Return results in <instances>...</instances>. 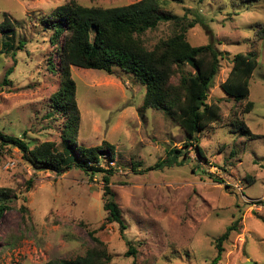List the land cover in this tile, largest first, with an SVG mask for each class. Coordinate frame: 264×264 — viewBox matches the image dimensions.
<instances>
[{
    "label": "rangeland",
    "instance_id": "1",
    "mask_svg": "<svg viewBox=\"0 0 264 264\" xmlns=\"http://www.w3.org/2000/svg\"><path fill=\"white\" fill-rule=\"evenodd\" d=\"M139 1L0 0V23L7 18L13 25V34L0 35V85L12 70L0 86V131L23 137L30 148L51 142L55 152L72 157V166L56 174L33 169L14 147L0 149V189L10 190L0 217V264L73 260L97 247L93 238L105 247L106 264H211L214 240L236 220L218 264H264V39L255 36L264 27V0L170 2L164 10L181 20L141 37L151 50L192 24L186 41L192 47L210 43L219 52L206 103L220 107V120L196 134L203 159L193 147L184 154L189 139L164 111L143 108L145 88L133 75L116 67L111 74L71 68L80 119L76 147H114L112 158L101 152L98 168L113 173L109 186L123 235L118 224L106 222L105 174L74 166L78 151L61 140L64 119L48 115L60 79L50 64L57 66L58 52L41 20L68 2L106 9ZM3 42L13 50L5 53ZM249 52L258 65L240 104L219 85L233 56ZM182 70L193 73L189 66ZM249 102L252 110L243 114ZM242 124L251 136L241 132ZM127 243L134 256L125 255Z\"/></svg>",
    "mask_w": 264,
    "mask_h": 264
},
{
    "label": "trees",
    "instance_id": "2",
    "mask_svg": "<svg viewBox=\"0 0 264 264\" xmlns=\"http://www.w3.org/2000/svg\"><path fill=\"white\" fill-rule=\"evenodd\" d=\"M182 0H140L123 7L97 8L82 7L74 2L55 8L49 16L41 20L45 30L51 31L49 39L56 46L57 66L52 62V71H57L60 79L57 91L50 98L49 116L60 115L65 121L61 140L68 147H76V135L79 126V112L76 104V86L71 77V68L104 71L111 74L112 68L131 74L144 86V109L162 110L185 134L189 142L183 144L185 155L191 147L203 159L201 148L197 144L196 134L220 120V107L206 103L209 91L220 69V55L207 44L192 47L186 41V31L192 28L189 24L181 32L174 34L166 41L149 50L141 37L154 30L161 23H178L181 19L164 10L168 3H180ZM261 1V0H240ZM6 18V17H5ZM6 19L0 23V35L13 34L12 26ZM256 38L264 39V27L255 33ZM22 47V42H19ZM5 53L13 50L9 42H3ZM15 54L12 53V57ZM258 65L254 53H238L231 60V68L226 79L219 85L222 93L237 103H243L249 96L248 83ZM189 66L193 73H184L182 68ZM12 73L9 69L1 87L7 85V77ZM179 73L177 83L172 78ZM252 103L243 109V114L252 110ZM51 114V115H50ZM241 132L251 136L245 126L240 125ZM256 137V136H252ZM195 143V145H194ZM18 149L23 158L35 170H47L59 173L72 166L67 150L55 152L51 142H45L33 148L29 147L23 137H13L0 131V149L2 147ZM71 148V149H72ZM188 149V151H187ZM79 158L77 164L91 173L103 172V210L107 213L106 222L116 223L123 235L125 226L121 212L110 189L112 172L100 170L98 162L101 152L112 158L114 147L107 142L99 147H76ZM173 151V150H172ZM177 151V150H176ZM74 153V151H73ZM179 153V152H178ZM75 154V153H74ZM216 183L221 181L213 179ZM10 190L0 189V217L7 210ZM236 220L225 232L214 240L216 255L211 264H218L224 253L223 244L230 233L237 230ZM96 248L85 256L73 260H49L44 264H106L108 255L102 243L93 238ZM126 256H134L136 251L131 243H127Z\"/></svg>",
    "mask_w": 264,
    "mask_h": 264
}]
</instances>
